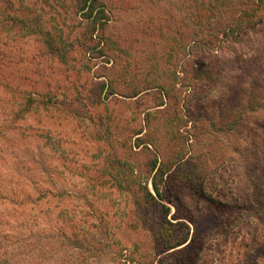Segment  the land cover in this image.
Masks as SVG:
<instances>
[{
	"label": "rangeland",
	"instance_id": "rangeland-1",
	"mask_svg": "<svg viewBox=\"0 0 264 264\" xmlns=\"http://www.w3.org/2000/svg\"><path fill=\"white\" fill-rule=\"evenodd\" d=\"M98 2H1L0 264H264V0Z\"/></svg>",
	"mask_w": 264,
	"mask_h": 264
},
{
	"label": "trees",
	"instance_id": "trees-1",
	"mask_svg": "<svg viewBox=\"0 0 264 264\" xmlns=\"http://www.w3.org/2000/svg\"><path fill=\"white\" fill-rule=\"evenodd\" d=\"M1 2L7 3L9 2V0H0V8L2 6ZM4 7H3L4 10L0 9L1 13L5 12V9L8 8V6H4ZM10 7H12V5ZM75 7H76V12L81 16V18L83 17V19L88 20L87 24L89 25L90 29L87 31V33L90 34V37L85 39V41L81 43V46L84 52H89V50L95 47V45L92 44L94 43V39H93L94 31L98 27L103 28L104 26L102 19H105L106 9L102 3L98 2V0H76ZM241 23H242V19L237 18L235 20V23L229 27L230 32L233 33L237 27L239 29ZM32 26L34 27L33 32L37 34L39 42L42 43L46 47V50L48 51V53L57 59H60V60L64 59L62 51L56 45L55 33H53V31L51 30L43 31L40 27H38V24L35 22H33ZM224 32L227 33V30ZM234 35H235L234 37L237 38L238 32H236V34ZM100 83L102 84L100 85L102 89L104 87V83L102 82ZM141 91L142 90L135 91L133 95H137ZM21 96L25 97V99L23 100V105H22L23 107L21 109V113H27L36 107H43L46 109H52V108L58 109L63 105L69 106V104L71 103V101L68 103V99H65L64 95H61V99H59L58 96H56V94L53 93V91L48 88H43L42 90L32 89L29 92L23 91L21 93ZM56 99L60 101L57 102L55 101ZM17 115H21V114H17ZM155 163L153 162L151 166L152 170L156 168ZM152 185H153V189H154L156 196L159 197L161 194L159 192V188L156 182H153ZM147 197L149 199L148 200L149 204L152 203V201H155V196L150 191H147ZM166 212H168V208L165 210V213ZM172 216L175 217V214H172ZM184 242H186V239L174 240L173 242L169 244V248L180 246Z\"/></svg>",
	"mask_w": 264,
	"mask_h": 264
}]
</instances>
